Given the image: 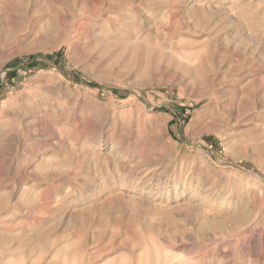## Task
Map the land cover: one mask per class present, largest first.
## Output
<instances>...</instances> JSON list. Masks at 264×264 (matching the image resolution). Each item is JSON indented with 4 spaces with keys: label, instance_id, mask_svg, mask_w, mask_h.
<instances>
[{
    "label": "rangeland",
    "instance_id": "1",
    "mask_svg": "<svg viewBox=\"0 0 264 264\" xmlns=\"http://www.w3.org/2000/svg\"><path fill=\"white\" fill-rule=\"evenodd\" d=\"M0 264H264V0H0Z\"/></svg>",
    "mask_w": 264,
    "mask_h": 264
}]
</instances>
